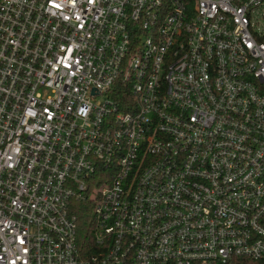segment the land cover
<instances>
[{"label": "built area", "instance_id": "1", "mask_svg": "<svg viewBox=\"0 0 264 264\" xmlns=\"http://www.w3.org/2000/svg\"><path fill=\"white\" fill-rule=\"evenodd\" d=\"M0 264H264V0H0Z\"/></svg>", "mask_w": 264, "mask_h": 264}, {"label": "trees", "instance_id": "2", "mask_svg": "<svg viewBox=\"0 0 264 264\" xmlns=\"http://www.w3.org/2000/svg\"><path fill=\"white\" fill-rule=\"evenodd\" d=\"M87 203H78L76 205L77 211L76 212V217H77V222H78V237L83 243V246H89L92 245V240L90 236V220L89 217L91 215L88 214V211H84L86 208H88ZM91 219V217H90Z\"/></svg>", "mask_w": 264, "mask_h": 264}, {"label": "rangeland", "instance_id": "3", "mask_svg": "<svg viewBox=\"0 0 264 264\" xmlns=\"http://www.w3.org/2000/svg\"><path fill=\"white\" fill-rule=\"evenodd\" d=\"M91 207H92V206L89 205L88 208H86L84 211H85V212H86V211H90V210H91ZM90 217H91V216H90ZM90 217H89V220H90Z\"/></svg>", "mask_w": 264, "mask_h": 264}]
</instances>
